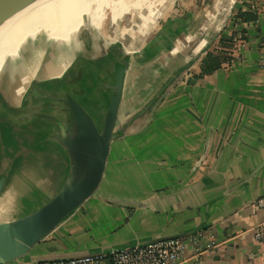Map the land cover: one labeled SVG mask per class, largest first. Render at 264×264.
Masks as SVG:
<instances>
[{"label": "crops", "instance_id": "1", "mask_svg": "<svg viewBox=\"0 0 264 264\" xmlns=\"http://www.w3.org/2000/svg\"><path fill=\"white\" fill-rule=\"evenodd\" d=\"M224 2L217 0L219 10ZM239 2L238 9L258 11L256 22L229 20L210 37L188 30L185 18L171 19L131 53L98 190L8 264L109 257L127 246L189 235L197 241L178 264H264V242L254 232L263 218L255 202L264 195V0ZM221 40H235L232 60L196 77L203 57ZM83 45L80 56L87 55ZM101 49L91 51L97 56ZM45 58V74L59 78L49 44ZM84 105L94 110L90 102ZM53 153H25L24 159L34 157L30 164L20 158L21 171L42 198L61 186L68 171L67 156L60 149L62 157ZM5 202L0 221L28 209L27 203Z\"/></svg>", "mask_w": 264, "mask_h": 264}, {"label": "water", "instance_id": "2", "mask_svg": "<svg viewBox=\"0 0 264 264\" xmlns=\"http://www.w3.org/2000/svg\"><path fill=\"white\" fill-rule=\"evenodd\" d=\"M33 1L35 0H0V24ZM235 2L236 0H230L228 8L231 9ZM36 36L41 73L38 85L44 96L57 102L58 107L74 117L75 122L70 126L39 125L34 130V125L28 119L17 115L13 110L9 99L11 83H0V204L8 200L19 202L20 199L28 206L22 215L0 221V264L23 258L34 245L98 190L105 173L125 76L131 62V53L125 49L121 40L120 43L106 46L103 51L101 49L100 54L95 56L98 51H91L88 40L84 39L87 55L79 57V76L72 83L64 84L59 78L45 74L50 70L45 58L49 44L47 31L41 30ZM213 36L215 32L210 35ZM6 83L9 84V92ZM6 91L10 93L8 96ZM85 102H90L94 110L87 111L84 108ZM14 128L16 131H13ZM3 133L8 137L9 134L12 135L10 141L15 147L13 157L19 159L8 161L2 170ZM39 134L42 135L39 136L40 142ZM51 144L57 145L67 156L68 171L61 186L44 199L39 190L33 188V180L28 179L21 171L20 158L22 156L23 163L30 164L34 157L24 159L25 153L54 152L47 146ZM30 202L35 204H28ZM139 244L144 243L135 245ZM106 262L112 264L110 259Z\"/></svg>", "mask_w": 264, "mask_h": 264}, {"label": "bare ground", "instance_id": "3", "mask_svg": "<svg viewBox=\"0 0 264 264\" xmlns=\"http://www.w3.org/2000/svg\"><path fill=\"white\" fill-rule=\"evenodd\" d=\"M144 3L145 0H136L133 5H128L127 0L121 3L117 0H35L1 23L0 81L12 83L11 103L14 112L37 126L58 127L74 124V117L60 109L57 102L45 97L38 85L33 51L36 35L41 30L47 31L49 46L50 39L54 36L52 52L53 63L56 64L55 73L61 81L70 84L80 73L79 57L84 46L80 36L82 30L88 25L100 28L106 19V8H111L118 17L125 16L131 8H137L144 16L148 14L143 8ZM75 20L77 23L73 30L71 26ZM148 28L143 27L133 37L127 34L120 37L129 53L135 52L145 42ZM71 30L76 36L73 42L68 37ZM56 31H59L58 35ZM25 44L31 45L32 49L26 50ZM84 108L90 111L85 106ZM1 208L0 205V210Z\"/></svg>", "mask_w": 264, "mask_h": 264}, {"label": "rangeland", "instance_id": "4", "mask_svg": "<svg viewBox=\"0 0 264 264\" xmlns=\"http://www.w3.org/2000/svg\"><path fill=\"white\" fill-rule=\"evenodd\" d=\"M121 1L123 0H117V2L119 3H121ZM237 1L238 0H236L235 5L231 9H229L228 3H230V0H225L222 8L219 10L220 4L216 5L217 0H150V1L145 0L143 8H145V11H147L146 13L148 14L144 16L141 13L142 11L137 8H131L125 14V16L122 17H118L116 13L113 14L111 8H106V12H105L106 19H104L105 22H103L102 26L98 28L94 26H89L86 23L88 27L87 29L84 28L82 30L80 36L83 41L84 39L88 40V47L90 48V50H96L97 48H99V46H101L103 51L106 46L120 43L119 40L123 34H127L131 37L136 36L143 27L144 28L149 27L148 28L149 31L147 34L148 36L145 40V42H147L148 40L152 39L155 35H157L158 31H160L161 28H163V23H168L170 22L171 19H176V18H182V19L185 18L188 21L187 22L188 23L187 25L189 26L188 30L190 29L191 31L202 30V33L205 36L206 35L210 36L212 32H215L216 35L220 31L222 26L226 25L229 22V20L238 23L242 22L239 19L235 18L237 12L236 10L239 8L240 5L239 2L240 0L238 2ZM135 2L136 0H127L128 5H133ZM76 23L77 20H75V22L71 26V29L75 30V27L73 26H75ZM58 32L59 31H56L57 35ZM27 35H28V31H27ZM68 37L72 40V42L76 40V36L73 35L72 30H71V35ZM244 37L246 36L242 35L238 39L244 40L245 39ZM50 40H51L50 46L53 47L55 43L54 36ZM233 42L235 43V40ZM133 43L134 42H132V45ZM231 46H232L231 48L228 49L226 48V50H228V52H230L233 55L234 53L233 49L235 48V44ZM24 47H26L25 48L26 50L32 49L31 45L28 46V44H25ZM140 47H138L137 50H135V52H137ZM221 49H223V47H222V43L220 42L218 44V48L216 47L214 51H220ZM7 88H9V84L7 85ZM1 89H3L2 86ZM38 127L39 125L33 126L34 130H36ZM13 131H16V129L14 128ZM3 135H4L3 160L1 166L2 170L4 169L5 164L8 163V161L12 159L14 160L19 159V157H15V158L13 157V153L15 152V147H13V143H11L10 141L12 135L9 134V137L7 136L6 133H3ZM39 136L42 135L40 134L38 135V142L41 141ZM47 146L54 150L56 154L55 153L53 154H55L56 157L61 156L58 154L59 147L57 145L51 144ZM7 191H9V189ZM10 192L12 193V191ZM8 195L9 194H6V196ZM45 197L47 196H44L43 198L46 199ZM19 202H21L20 199Z\"/></svg>", "mask_w": 264, "mask_h": 264}, {"label": "built area", "instance_id": "5", "mask_svg": "<svg viewBox=\"0 0 264 264\" xmlns=\"http://www.w3.org/2000/svg\"><path fill=\"white\" fill-rule=\"evenodd\" d=\"M257 210L262 211L263 218L254 228L255 238L264 242V195L256 202ZM197 241L195 235L187 237H171L163 240L134 245L114 251L109 257L102 254L84 255L80 257L41 261L35 264H178L190 244Z\"/></svg>", "mask_w": 264, "mask_h": 264}, {"label": "trees", "instance_id": "6", "mask_svg": "<svg viewBox=\"0 0 264 264\" xmlns=\"http://www.w3.org/2000/svg\"><path fill=\"white\" fill-rule=\"evenodd\" d=\"M235 18L245 23L256 22L258 20V11L253 10L252 7L250 10H243L240 8L236 12ZM220 42L222 43L223 49L220 51L209 50L206 53L201 61V72L197 74L196 77H203L205 75L211 74L220 69L224 63H229L232 60L233 55L228 52L226 48H231V45H234V42L223 40Z\"/></svg>", "mask_w": 264, "mask_h": 264}]
</instances>
